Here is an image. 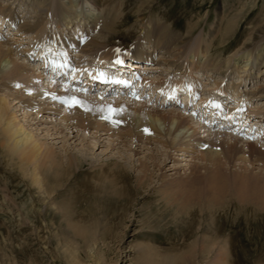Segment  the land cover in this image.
I'll list each match as a JSON object with an SVG mask.
<instances>
[{
  "label": "rangeland",
  "instance_id": "374dc122",
  "mask_svg": "<svg viewBox=\"0 0 264 264\" xmlns=\"http://www.w3.org/2000/svg\"><path fill=\"white\" fill-rule=\"evenodd\" d=\"M14 1L16 0H0V7L10 6L19 12L22 21L31 20L35 23L37 19L32 17L38 13H31L32 6L26 5L24 0H17L16 4ZM103 1L106 6H111V30L116 28V35L109 37L110 45L106 49L112 59L136 55L141 45L144 51H153V46L151 48L144 38V34L149 33L150 37L158 35L160 40L165 41L164 47L169 48L175 43L182 46L183 59L193 54L201 58V54H198L201 49L207 51V59L202 57L201 64L209 62L216 65L219 61L218 68L222 72L210 69L205 74L206 77L201 76L203 74L197 77V81L202 82L198 85L200 100L210 96L215 101H222L223 95L217 91L218 83L229 85L238 82V79L233 81L237 74L228 75L225 72V68L236 63L231 61L227 66L222 64L244 45L245 39L253 30L264 24V0ZM44 9L42 13L50 28L47 32L52 35L67 34V27L58 24L65 18V8L61 1L49 0ZM221 18L222 23L219 21ZM1 21L0 16V43H8L14 50V55L12 62L8 58V62L1 63L0 78L14 64H23L32 74L39 67L41 58L37 56L44 45L38 43L41 48H34L33 37L37 34L26 35L25 39L22 36L18 38L17 35H12L13 28L3 26L4 21ZM231 21L234 22V30L229 38H232L221 44L220 34ZM217 22H220V27L216 32L220 31L210 40L208 38L214 26L218 25ZM73 28L78 34L84 30L86 33L90 32L93 39L97 38L100 31L96 29L93 32V28H82V25H75ZM47 45L46 48H53L54 52H46L55 56L53 59L57 56L59 61L67 57V52L75 54V57H68L70 67L67 68L72 72V69L76 71V66L85 73L93 67L98 72L102 69L100 60L104 55L97 51L85 54L78 52L79 48L75 46L56 51L54 46ZM32 48L36 49L33 52L35 58H30ZM166 52L160 49L155 51L157 57L152 64L168 58ZM254 62L252 59L249 64ZM166 69L147 71L146 78L193 83L197 76L175 75L172 69ZM38 72L40 71H35V74ZM41 73L44 77L43 73L46 72ZM85 73L82 74L83 77ZM44 79L46 85L42 86L43 83L39 82L41 87L37 89L19 85L21 81L15 78L0 79V95H21L25 98L24 101L31 98L33 101L29 102L37 107L44 105V99L36 97L39 95L34 92L41 93L42 90L47 95L52 93V87L47 81L59 87L57 92L68 88L65 83L62 85L63 81H54L49 76ZM4 82L10 87L6 88ZM257 84L263 85L264 78L255 80L250 90L257 88ZM90 86L93 85H88L89 89ZM93 88L84 93V88L71 90L69 87L68 92L73 96L92 100L94 109L95 106L99 111L111 108L112 113H117L120 122L113 126L106 125L115 132L123 133L129 127H141V123H149L148 118H153L152 114L156 111L172 109L161 105L167 100L158 98V95L144 98L142 95L139 98L138 94L135 97L138 99L135 100L134 97L125 98L128 94L110 96V91L106 94L101 93L103 88ZM249 101L248 107L264 109V97ZM223 103L236 105L231 100ZM117 104L122 107L115 108ZM20 105L21 103L16 104L17 107L11 105L13 114L36 140L49 148L56 164L42 166V175H38L41 183L38 185L33 175L35 167H28L17 159L9 158L6 147L0 146V264H264V167L259 162L264 156L258 151L249 152L242 165L236 161L238 154L228 157L225 153L226 156L219 162L216 161L217 164L205 165L209 163L207 162L200 166L198 164L202 163L196 159L198 152L183 157L176 156L172 148H166L172 136L165 135V125L162 122L158 123L161 125L162 135L154 136L155 141L150 144L142 143L146 142L143 140L135 141L134 147L119 145L114 148L112 141L117 139V135H102L97 138L93 129H87L88 133L85 134L75 126L67 127L63 118H60L68 114L65 107H57L60 110L58 115L51 112L42 114V117L34 115L35 108H23ZM100 105L103 108H99ZM51 107L56 106L50 104L49 108ZM20 108L21 112L16 111ZM177 108L175 110L178 113L186 112L179 106ZM27 113L30 117L25 115ZM187 114L189 115L188 112ZM73 115L81 116L80 113ZM105 115L107 118V113ZM111 117L116 119L115 115ZM196 117L199 119V116ZM88 120L97 123L101 121L94 116L88 117ZM252 126L242 134L235 135L236 137L231 136L230 132L214 129L217 127L206 134L217 137L215 139L219 141L224 139L225 136L222 135L226 133L225 135L241 141L237 143L238 148L242 147L240 152L247 151L250 149L246 145L251 141L263 144L256 141V136L264 134V124L261 127ZM57 129L63 130L62 134ZM77 131L81 135L79 140ZM261 131L263 133H259ZM178 132L174 136L183 135ZM206 134L196 136L205 149L212 147L208 141L212 137H206ZM70 136L75 137L69 139ZM1 140L0 137V142ZM124 141L131 142V139L125 138ZM221 148L213 147L216 150H222ZM76 157L80 160L79 166L71 164L68 169L69 161L74 163ZM255 158L257 160L253 162ZM118 166L124 169V174L117 171ZM208 178H212L215 185L211 188L212 191L206 186V183H210L207 182ZM207 206H211L212 211L208 212Z\"/></svg>",
  "mask_w": 264,
  "mask_h": 264
},
{
  "label": "bare ground",
  "instance_id": "6f19581e",
  "mask_svg": "<svg viewBox=\"0 0 264 264\" xmlns=\"http://www.w3.org/2000/svg\"><path fill=\"white\" fill-rule=\"evenodd\" d=\"M16 1H14V4H16ZM24 1L26 5L32 6V11H31L32 14L38 13L36 16L32 17V18L37 19L36 22L32 23L31 20L27 22L22 21L23 19H20L21 17H19L20 16L18 14L19 12H16L10 6L8 7L1 6L0 16L2 17L1 22L4 21L3 26L7 25L9 28L12 27L13 28L12 30L14 32L12 33V35H17V37L22 36L23 39H25L26 35L34 34V33L37 34L35 37H33V39L35 40L33 47L36 48L38 46L37 45L38 43H40L41 45H44L42 48L38 46L39 48H41V52L39 51L40 53H38V55L39 56L41 55L43 58L42 61H39L41 63L44 60L47 62L53 60V58L51 57L49 58L50 56L49 53L54 52L52 50L53 48H46L47 44H48L47 46L49 47L54 46V49H56V51H60L61 50L60 48H64V50H68L69 47L75 46L76 48H79L78 52L80 51L81 53L87 54V53H92L94 51H97L99 52V54L104 55L103 59L101 58L102 60H100L101 61L100 65L102 67V70H100L101 77L99 78V80L100 79L106 80L107 85L101 86L100 88H103L102 92L107 94L112 85L111 83L112 80H114L115 82L117 80L116 72L118 70H121V67H122V64L120 62L118 63V61H122V58L117 57V58L112 59V57L108 56L109 54L106 53L107 51L106 49L110 45L108 43L109 37L116 35V28H114L115 24L113 23L112 27L114 29L111 30V23L109 20V15L111 13V9H110L111 6H106L105 4H103L102 3L104 2L103 0H60L62 6L65 8V10L63 11L65 18L62 21H60L58 24L59 25L62 24L63 26H66L68 33L67 34L63 33L62 35L61 34L52 35V33L47 32L50 29L48 28L49 22L47 21L45 22L44 13H42L45 10L44 8L47 6L49 0H24ZM37 8L39 9L37 12H35ZM219 21L222 23L223 18H221ZM220 22L219 23L217 22L218 25L214 26V29L212 30L213 32L209 36L208 39L212 40V37L214 36V34H217L220 31L219 30L216 32L218 27H220ZM233 23L234 22L232 21L229 22L227 24V28L223 30L222 34L219 33L220 34L219 38H221V41H220L221 44L226 43L227 40L232 38V37L231 38L229 37L232 35V32L234 30ZM75 25H82V28L84 27L93 28L91 29L93 32H95L96 29H100V31H99V34H97L96 36L97 38L93 39L91 37L92 35L90 34V32L88 31H87L88 33L85 32L86 30H84V32H81V34L76 33V31H74V28H73ZM14 27L16 31H14ZM1 33L2 31L0 29V34ZM144 38L147 39L150 47L153 46V51H144L143 45H141L139 47L140 50L139 52L136 53V55L129 56V62H133L132 63L133 67L131 68V71L129 72V74L126 71L125 79H121L120 81L123 80L124 82L123 85L131 86V84L133 83L132 79H134L135 81L136 78L142 77L141 80L137 81L138 82L137 87H143L142 89H139V91L143 92V90H145V87H147V90L149 91L145 92V96L151 95L153 97H156L158 95L159 98L163 97L165 100H167V103H166L167 107H172V109L161 111V112L153 111L155 113L152 114L153 118L151 117L148 118L149 123L140 124L141 127L143 126L142 128L141 127L137 128V126L133 128L127 127L128 130H126L123 133L115 132V130L110 129L109 125L108 127L106 126L107 124H110L113 126L120 122L118 114L115 113L114 111H113L114 113H112L111 108L108 109L106 107L107 110L102 109L101 111H99V109L95 106V109H94L92 100L90 99L85 100L86 98L83 99L80 97H76L75 95L73 96L68 92L69 91L68 88H63V91L57 92V88L59 87H57L56 84H53L48 81H47L48 85H51L52 87V93L47 95V93L42 92V90H41V93L34 92L36 93L35 95H39L36 97H40L44 99L43 100L44 105H39L35 107L36 105H34L32 102H29V101H33V99L26 98L27 101L26 100L24 101L25 98H22L21 95L9 94V93H6L5 95H0V137L2 139L0 142V146L6 147L7 155L9 158L17 159L21 164H24L28 167L30 166L35 167L33 170V175L35 176V182H37L36 184L40 185L39 183H41V181L38 179V175H42V172H43L42 166L46 164H49L50 166H54L56 163L51 158V155L49 153L50 152L49 148L45 146L42 142H40L38 139L36 140L35 136L32 133L28 132L13 114L11 105L16 106V104L18 103H21L23 108H26V107L27 108L31 107V109L35 108L36 110H35L34 115H39V116H41L44 113L50 114L51 112L54 113L53 115H58L60 114L59 113L60 110H58L57 107H60V108L65 107V110L67 111L68 114L60 118H63L62 120L66 122L65 124L67 127H69L70 125L75 126L76 129L79 128V131L80 129H82L83 133L85 134L88 133L86 132L87 129H93L95 131L94 134L97 135V138L102 135H109L112 137L114 135H117L116 136L117 139L112 141L114 144V148L115 146H119V145H124L126 147L127 146L134 147L135 141L141 142L143 140L146 142H142V143L150 144L153 140L155 141L154 136L162 135V131L160 128L161 125L159 126L158 124L159 122H162L165 125V130H164L166 132L165 135L172 136L166 148H172V151L176 153V156L178 155V156H183V157H187L186 155H190V154L198 152L199 156L196 159L202 163V164H198L200 166L204 165L203 163H207V162L209 163L205 165L217 164L216 161L219 162L223 157L226 156V154L228 157H232V154L233 155L238 154V159H236V161L241 162L240 165H242L243 161L247 160V156L249 152L258 151L262 156H264V134L256 136V139H257L256 141H260V143H263V144H255L256 142L253 143L251 141L252 143L249 142L246 145V147L248 146V149L250 150H247V151L242 150L240 152L239 149H241L242 147L238 148L239 146L237 143L241 141L225 135L226 134L225 132L226 131L230 132L231 136L236 137L235 135L242 134L241 131L244 130L245 128L239 132H235V130L237 129L235 126L232 125V127L231 126L226 127V128H231V130L219 129V127L220 128L222 127L220 124V126L217 127L216 129L219 132L221 130L225 131L224 132L225 134L222 136H225L227 138L224 137V139L222 138V140L218 141L215 139L217 137H212L211 134H208V135L206 134L209 131H211V129L214 128V127H211L210 124L203 123L200 120V118L197 119V117L194 116V113L186 115V112L182 114V113H178L177 112L178 110H175V109H178L177 108L178 106H176L178 103L177 101L178 99L176 100L175 98H177L184 89H187L188 92L191 91L192 96L194 95L197 97H201L198 91V85L202 84V82H198L197 77L201 74H203L201 76H205V74L208 73V70L210 69H211L210 71L217 70V72L219 73L220 71L222 72V70L218 68L220 67L219 61H218V64L216 65H211V63L209 62H207V64H201L202 62L200 59H202V57L207 59V51H203L200 49L198 51V54L199 53L201 54L200 55L201 58H198L199 55L197 56H195V54H193V56L189 55L188 58H185L189 62V64H187V60L184 61L185 59L182 58V52H181L182 46L180 47L179 44L175 43V44H172L169 48H167V47H164L165 41L160 40L158 35L154 36L153 38V37H150L149 33H147V34H144ZM245 40L246 41L244 42V45L242 47H239L237 51L234 52L232 55L228 56L226 61L222 64V65L227 66L228 64H230L231 61L236 63L232 67L228 66L227 68H225V72L228 75L237 74V78H235L233 81H236L238 79V82L237 83L234 82L229 85L226 83L221 84L217 82L219 86L217 91L218 93L223 95L222 101L229 102L231 100L234 103H236V106L232 104L229 106L227 105L228 107H226L222 104H218V102L220 101H217V100L215 101L214 99H212V97L209 96L206 99H201L199 101V104L196 103L195 108L199 107V110L201 109V116H204L206 113V111L203 110L204 108H211L212 111L216 110L218 113H220V110L226 109L225 111L227 112L228 117H236L237 120L244 119L246 126L258 125L261 127V125L264 124V109L263 108H255V109L250 108L247 106V104L250 102L249 100H256V98L264 97V84L263 85L257 84L259 85V86H256L257 88L253 87L254 89L250 90L251 89L250 86L252 83H254L255 80L258 81V79L264 78V44H262V42L264 41V24L259 25V27L253 30ZM177 48H179V50H177ZM159 49L162 51L163 50L167 51L166 53L168 54V58L162 59V61L160 62L157 61L155 62V64H152L154 63V60L157 57L154 54V52ZM30 50H31V53H30L31 56L30 55L29 56L30 58H34L33 52H35L36 49L34 50L32 48ZM13 51L14 50H12V48L9 46L8 43H0V65L3 61L8 62V58L10 62L13 61L12 60V55H14ZM46 51L49 53H47ZM65 55H67V57L61 59L59 63L57 62L58 60L55 59V62L58 63V66H59L58 68H61L62 66L64 68L70 67V64L68 63V60H69L68 57L69 58L72 56L75 57V54H72V53L68 54V52L65 53ZM252 59H254L255 62L252 64H249L250 60ZM163 66L168 67L167 69L165 68L166 70L172 69L173 70L172 72H174L175 75H180V74L181 75H186V74L187 75H190V74L197 75L196 79L193 80L194 81L193 83H190L188 81L184 82L182 80L169 82L168 80H164V78L157 79V80L146 78L147 77L146 75L148 74L147 71L156 72V71H160L161 69L165 71V69L162 68ZM41 67H42V64H40L39 68ZM39 68L35 69L34 72L31 74L32 71H29V69H27V67L24 66L23 64H14L12 69L8 71L6 74H4L3 77L1 75L0 79L4 80L5 78H7L10 80L12 78H15L21 81L19 82V85L21 84L22 86H27L28 88L36 87L37 89L39 86L41 87L40 83H43L42 86L46 85V82H45L46 78L44 79L42 73L38 72L37 74H35V71H38ZM75 68H76V72L80 73L81 68L79 67H75ZM93 68L91 71L86 70V73L88 74L87 76H85V79L87 80L85 81L86 85H92L95 80H98L96 78V76L98 75L96 73L97 69H93ZM59 72L61 71L59 70L57 73ZM82 74H80L81 77H82ZM72 77H74V75H72ZM73 79H76V78H73ZM182 82L184 83L182 84ZM6 83L4 82L3 84L6 85V88H9L10 85ZM243 88L245 89V91H243ZM70 89L71 90H76V89L82 90L83 88L76 87V84H75V86H73V88H70ZM106 89H107V92H105ZM25 90L28 91V89H25ZM48 90L49 89H47V91ZM0 91H2L1 84H0ZM126 91L124 92L125 94L123 93L124 95L128 94V92ZM56 92L59 94H56ZM31 93L34 94L33 92ZM142 95L144 94L141 93L139 95V98L142 97ZM181 99H184L185 101H187L190 98L188 96H185L183 98L181 97ZM16 100L18 102L14 103V101ZM235 100L237 102H235ZM59 103L62 105L60 106ZM50 104L55 105L56 107L49 108ZM161 105H164V104H161ZM98 107L103 108L102 105ZM118 107L121 108L122 105L117 104L115 108H118ZM143 108H145V105L143 106ZM134 110L138 111L137 108H135ZM16 111L21 112L22 110L20 108L19 110H16ZM62 113L64 112L62 111ZM73 113H80L81 116L76 117L73 115ZM105 113H107L108 115L107 118L105 117L106 116ZM25 115L30 117L29 113ZM111 115L116 116V119H114L115 121L112 119ZM92 116L97 117V118L99 117L101 121L98 123L91 122L90 120H88V117H92ZM129 120L130 119H128V121ZM58 129H57V132L62 134L63 130L60 131ZM172 131L173 133H171ZM178 131L182 132L183 135L174 136V134L177 133ZM99 132H102V134H98ZM152 132L155 134L151 135ZM259 133H263V132L261 131ZM199 134H202V135L206 134L207 135L206 137H212V138H209L208 140L210 144H212L211 145L212 147H207L205 149L204 145H201V142L197 140L200 138H196V136H198ZM76 136H79L78 140L81 139V135L79 134V132L76 134ZM57 137L59 138V136ZM74 137L75 136H70L68 138L72 139ZM125 138H130L131 142L124 141ZM165 143L166 142H164V144ZM213 147H222L221 148L222 150H216V149H213ZM198 148H200V150H198ZM225 148L227 149L226 152L224 151ZM74 160H75L74 163L71 160L69 161L70 163L67 166L68 169L70 168L71 164H76L77 167L79 166L80 160L78 159V157H76ZM256 160L257 158H255L253 162H255ZM259 162H261L262 167H264V158L259 160ZM117 171H119L121 175L122 173L123 174L125 173L124 169L120 166L117 167ZM207 180H208L207 182H210V183H206L207 189L212 191L211 188L215 187L214 183L212 182V178H208ZM126 181L127 180L125 179L124 182ZM203 181L205 182V180ZM127 187L131 188L129 184H127ZM207 211L208 212L212 211L211 206H207Z\"/></svg>",
  "mask_w": 264,
  "mask_h": 264
}]
</instances>
